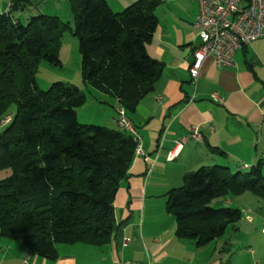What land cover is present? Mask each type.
I'll return each mask as SVG.
<instances>
[{"label":"trees","instance_id":"trees-1","mask_svg":"<svg viewBox=\"0 0 264 264\" xmlns=\"http://www.w3.org/2000/svg\"><path fill=\"white\" fill-rule=\"evenodd\" d=\"M81 76L133 112L162 72L146 44L157 25L160 0H135L113 11L106 0H71ZM29 0H9L0 14V118L17 108L0 133V236L19 239L31 253L54 259L59 243L100 245L112 235L113 199L135 156L133 136L118 127L80 123L86 101L76 85L55 81L38 87L41 60L60 65L58 36L67 28L58 16L37 14L27 24L12 13ZM111 105V104H110ZM116 108V106H115ZM249 191L264 200V165L247 172L201 166L166 193L176 235L203 245L241 218L235 207H213L217 197Z\"/></svg>","mask_w":264,"mask_h":264},{"label":"crops","instance_id":"crops-1","mask_svg":"<svg viewBox=\"0 0 264 264\" xmlns=\"http://www.w3.org/2000/svg\"><path fill=\"white\" fill-rule=\"evenodd\" d=\"M106 1L121 11L135 0ZM7 10L6 0H0V14ZM154 11L157 25L146 50L162 72L153 90L127 112L149 158L135 154L128 176L119 182L110 241L59 243L50 259L31 253L19 239L0 236V264H264V215L237 199L259 204L250 194L259 196L249 191L235 199L227 195L225 203L238 208L241 218L203 245L177 237L175 219L166 210V193L201 166L247 172L258 162L264 165V37L239 48L232 67H218L206 57L194 85L189 69L200 44L194 24L197 1L160 0ZM19 12L12 13L14 20L20 21ZM213 91L223 96L222 103L211 99ZM103 96L111 104L104 123L118 127L117 100ZM193 127L200 140L189 136ZM181 138L178 155L168 160L174 140Z\"/></svg>","mask_w":264,"mask_h":264},{"label":"built area","instance_id":"built-area-1","mask_svg":"<svg viewBox=\"0 0 264 264\" xmlns=\"http://www.w3.org/2000/svg\"><path fill=\"white\" fill-rule=\"evenodd\" d=\"M198 12L195 27L198 30L200 44L193 51V61L189 72L192 83L196 81L204 59L211 56L218 67L235 65L234 53L243 45L264 37V0H196ZM214 102L222 103L224 98L218 91L210 95ZM11 115H4L0 125L11 121ZM115 121L119 129L133 136L136 143L135 154L149 157L142 149L141 137L132 120L122 107L116 109ZM189 136L200 140L197 127L191 128ZM185 138L174 140V147L167 152L168 160L174 159L181 149Z\"/></svg>","mask_w":264,"mask_h":264},{"label":"rangeland","instance_id":"rangeland-1","mask_svg":"<svg viewBox=\"0 0 264 264\" xmlns=\"http://www.w3.org/2000/svg\"><path fill=\"white\" fill-rule=\"evenodd\" d=\"M8 2L9 0H6V6L9 5ZM19 13V19L22 24H27L29 17L37 14L58 16L62 22L67 24L68 27L58 36L56 47V52L61 64L53 65L45 60H41L36 68L37 85L42 90H46L50 84L55 81H62L66 84L78 86L86 95L85 103L76 109V111H78V121L85 124L104 125L106 115L110 109V105L108 104L110 99L108 96H103L102 92H99L98 90L96 91L92 87L87 89L82 81L78 37L74 32L75 14L73 2L71 0H29L26 8ZM16 108V104L12 103L9 106L6 115H11L13 117ZM5 126L0 125V133ZM108 126L114 127L111 123H109ZM9 174V169L0 171V180ZM250 195L257 199L259 204L256 202L248 203V200H240V198H237L239 201L238 204L242 206H253L255 214L264 215V201L252 194ZM228 197H231L232 199L236 198V196L233 195H229ZM226 198L227 196L214 198L210 202V205L213 207H233V205L225 203L224 200ZM234 204L236 205V203Z\"/></svg>","mask_w":264,"mask_h":264}]
</instances>
